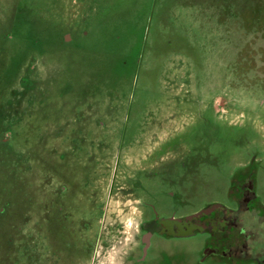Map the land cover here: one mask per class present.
<instances>
[{
	"label": "rangeland",
	"instance_id": "374dc122",
	"mask_svg": "<svg viewBox=\"0 0 264 264\" xmlns=\"http://www.w3.org/2000/svg\"><path fill=\"white\" fill-rule=\"evenodd\" d=\"M144 203L264 264V0H0V264H123Z\"/></svg>",
	"mask_w": 264,
	"mask_h": 264
},
{
	"label": "flooded vegetation",
	"instance_id": "af4514ba",
	"mask_svg": "<svg viewBox=\"0 0 264 264\" xmlns=\"http://www.w3.org/2000/svg\"><path fill=\"white\" fill-rule=\"evenodd\" d=\"M255 178V173H253V202L257 201V197L254 192V185L256 184V182H254V180H256ZM250 188L252 190L251 186ZM142 207L145 211V215L143 220H141L138 224V232L140 235L136 237L134 244L124 256L123 264H161L158 258L165 257L168 260L171 258V251H169L168 248L170 244L168 243H172V241L177 242L178 240H183L189 237L188 235H184L185 233H189L186 228L195 227V231H202L207 226L218 223V220L211 223H208L209 220H207V222L205 220H196L192 223L189 221L187 224L183 221L158 220L155 218L153 210L154 207H152L151 204L144 203ZM223 211H225L224 214H222L223 219L219 220L224 227L223 229H232V227H238L241 229L240 221L238 223V221L234 218V213L226 210ZM209 214V211H207L206 215ZM224 216H227V218L224 219ZM256 221L255 225H258V223H261L262 225L264 224V211H261L258 216V220ZM195 223H198V225H195ZM98 240H101V238ZM238 254L239 252H237V255ZM170 264H176V262L174 260H170Z\"/></svg>",
	"mask_w": 264,
	"mask_h": 264
}]
</instances>
